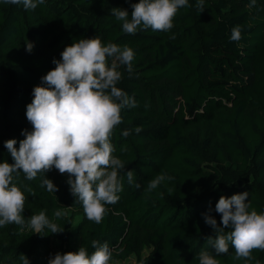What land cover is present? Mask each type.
I'll return each instance as SVG.
<instances>
[{
    "label": "trees",
    "instance_id": "obj_1",
    "mask_svg": "<svg viewBox=\"0 0 264 264\" xmlns=\"http://www.w3.org/2000/svg\"><path fill=\"white\" fill-rule=\"evenodd\" d=\"M139 0H44L35 10L7 5L0 0V163H14L4 142L24 139L32 131L26 106L33 88L46 86L44 77L60 60L65 47L80 39L98 37L102 43L127 46L134 52L133 71L120 66L117 87L136 104L121 110L122 123L113 131V155L134 171L129 185L120 173L122 191L115 204L97 224L85 217L73 247L56 252L24 233L15 241L0 243V264H48L59 253L85 247L91 255L92 240L107 243L112 260L135 258V264H199L207 251L220 264H264V251H253V260L234 259L235 250L217 256L209 243L215 233L202 214L214 209L221 196L247 192L249 211L264 213V0H188L173 20L178 36L169 31L123 32L122 22L112 9H126ZM239 26L241 39L231 41ZM26 42L33 44L32 51ZM190 45H189V44ZM111 63V61H110ZM159 103V116L148 112L147 94ZM178 98L174 111L170 99ZM201 121H215L220 142L211 144L183 128ZM142 131L136 133L135 128ZM124 130H132L123 137ZM166 179L147 191L157 175ZM43 175L26 179L13 173V184L28 199H43L50 210H83L71 193L67 174L55 169L46 173L58 188L55 193L41 187ZM231 229H225L227 234ZM146 250V253L143 252Z\"/></svg>",
    "mask_w": 264,
    "mask_h": 264
},
{
    "label": "clouds",
    "instance_id": "obj_2",
    "mask_svg": "<svg viewBox=\"0 0 264 264\" xmlns=\"http://www.w3.org/2000/svg\"><path fill=\"white\" fill-rule=\"evenodd\" d=\"M7 5H22L25 10H35L44 0H3ZM255 6L250 0L249 7ZM190 7L188 0H139L131 4V14L126 9H112V15L122 22V30L135 35L138 30L169 31L180 8ZM198 7L203 9V0ZM241 39V29L236 26L231 32V41ZM33 44L26 42V51L31 52ZM134 52L125 46L109 42L107 45L98 38L80 39L64 48L60 60H53L54 69L44 77L46 86L33 88V100L26 106V118L32 131H22L24 139L4 142L14 163H0V227L17 224L39 234L45 228L52 234L61 233V228L51 222L43 211L32 216L27 224L21 213L24 210L25 195L13 184V173L22 171L28 180L38 174L44 176L41 187L55 193L58 188L46 173L55 169L67 174L71 193L82 204L88 220L101 223L108 212L106 205L115 204L122 191L120 173L124 171L129 185L134 184V171H125L124 162L115 157L111 137L116 126L122 123L121 110L136 104L123 90L117 87L122 80L120 66L133 71ZM111 61V63H110ZM132 130H124L127 137ZM142 131L140 127L134 129ZM166 179L157 175L147 185L151 192ZM134 187L139 189V183ZM248 193L221 196L214 211L220 215V226L212 217V208L202 214L206 225L216 234L209 237L217 256L229 252V244L235 250L234 259L253 260V251H264V213L258 214L251 205ZM61 217L60 210L55 212ZM225 229H231L224 234ZM94 251L89 255L85 247L63 255L57 253L48 264H110L112 250L98 240L91 241ZM23 264L29 260L23 256ZM199 264H220L207 251L199 254Z\"/></svg>",
    "mask_w": 264,
    "mask_h": 264
},
{
    "label": "rangeland",
    "instance_id": "obj_3",
    "mask_svg": "<svg viewBox=\"0 0 264 264\" xmlns=\"http://www.w3.org/2000/svg\"><path fill=\"white\" fill-rule=\"evenodd\" d=\"M171 33L175 37L178 36V32L174 27L171 29ZM11 54L12 51L10 49H2L0 51V57L2 60L10 56ZM147 98L148 102L146 107L148 112L159 116L160 108L158 101L149 93L147 94ZM170 102L173 106L174 111H177L179 99H170ZM183 132L185 135L192 133L196 135L199 140L204 138L208 139L211 144L219 143L221 138L220 134L216 130L215 121H201L199 123L192 124L183 128ZM41 211L45 213V215L51 222L56 223L61 228V233L52 234L49 229L45 228L41 233L36 234L31 229H28L26 227L22 228L20 225L13 223L0 227V243L4 241H15V239L20 235L28 233L38 238L42 242L43 246H47L48 248L55 250L56 252H60L63 249L73 247L78 238L79 228L86 217L84 211L73 210L70 208L60 209L63 215L61 217H56L55 212L57 210H50L43 199H28L25 197L24 210L21 213L22 217L25 220V224H27L28 220L32 216L38 215ZM144 253H146V250L143 252V254ZM114 263L135 264V258L133 256H129L125 260H118ZM18 264L22 263L19 262Z\"/></svg>",
    "mask_w": 264,
    "mask_h": 264
}]
</instances>
